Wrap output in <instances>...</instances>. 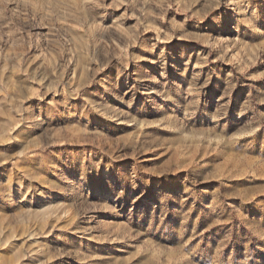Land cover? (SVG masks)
<instances>
[{"label":"rangeland","instance_id":"rangeland-1","mask_svg":"<svg viewBox=\"0 0 264 264\" xmlns=\"http://www.w3.org/2000/svg\"><path fill=\"white\" fill-rule=\"evenodd\" d=\"M0 264H264V0H0Z\"/></svg>","mask_w":264,"mask_h":264}]
</instances>
